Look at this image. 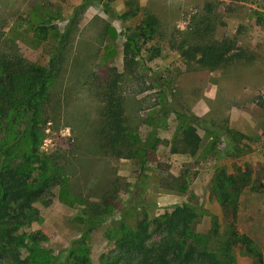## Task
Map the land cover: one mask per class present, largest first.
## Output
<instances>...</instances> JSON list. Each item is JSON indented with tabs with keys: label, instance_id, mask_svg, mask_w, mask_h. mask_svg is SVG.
<instances>
[{
	"label": "rangeland",
	"instance_id": "rangeland-1",
	"mask_svg": "<svg viewBox=\"0 0 264 264\" xmlns=\"http://www.w3.org/2000/svg\"><path fill=\"white\" fill-rule=\"evenodd\" d=\"M38 1L0 0V23L6 21L0 46L29 60L39 50L32 42L35 34L23 33L13 27V21L18 11ZM50 1L58 12L56 21L62 25V49L51 70L48 101L39 114L45 122L40 123L37 147L41 157L56 165L46 168L44 176L51 178L52 170L56 173L52 185L32 204L37 219L24 229L39 232L42 245L60 261L70 243L86 231L88 222L79 223L77 216L95 208L111 192L118 207L85 237L92 264L114 257L113 244L106 239L112 222L134 226L144 216L157 217L181 203H188L197 215V235L206 236L212 217L222 232L227 219L210 193V180L222 167L228 176L248 170L250 182L239 197L235 229L260 243L264 235V110L260 107L264 103V0H215L217 19L210 26V37L232 40L252 54L249 60L215 70L200 69L183 65L171 44L162 57L147 60L145 54L135 60L150 88L125 99L128 124L136 135V153L130 159L105 151L99 133L101 98L89 89L87 80L88 73L100 67L95 55L104 44L103 31L111 26L120 33L133 26L138 7H145L158 16L170 43H178L186 34L190 16L206 0H102L108 4L106 9L99 0ZM54 46L53 42L43 45L47 50ZM114 51L104 75L111 66L122 69L118 39ZM181 113L197 118L200 136L197 151L188 157L175 153L171 144ZM152 128L150 170L144 175L138 158ZM26 148L21 140L14 152L19 157ZM38 172L41 170L34 174ZM169 185L172 189L183 186L184 191L174 192ZM157 237L152 234L153 239ZM235 261L251 264L237 248ZM109 264L120 263L112 260Z\"/></svg>",
	"mask_w": 264,
	"mask_h": 264
},
{
	"label": "trees",
	"instance_id": "trees-1",
	"mask_svg": "<svg viewBox=\"0 0 264 264\" xmlns=\"http://www.w3.org/2000/svg\"><path fill=\"white\" fill-rule=\"evenodd\" d=\"M99 1L105 9L108 7ZM217 4L215 0L203 1L202 7L190 16L186 34L178 43H170L158 16L145 7H138V19L133 26L124 27L120 33L111 26L103 31L104 44L95 55L100 67H94L87 80L89 89L101 98L99 133L106 152L126 159L136 153V135L128 124L125 99L150 88L135 67L138 57L145 54L147 60L162 57L163 50L171 44L183 65L194 64L200 69L215 70L252 58V54H246L245 49L232 40L210 37V26L217 19L214 15ZM57 14L50 0H39L18 11L13 27L35 34L32 42L39 50L34 60L0 46V264H92L86 234L118 207L113 194L106 192L112 196H102L95 208L83 210L76 219L79 223L88 222L86 231L70 243L60 261L59 256L42 245L39 232L24 229L37 219L38 212L32 204L55 180L54 170L51 178L44 176L46 168L56 165L48 157L40 156L37 144L40 123L45 122L39 114L48 101L51 70L58 64L56 58L62 49L59 45L62 25L56 21ZM5 24L6 21L0 23V41ZM65 34L64 31L61 36ZM117 39L121 45L122 69L118 71L111 66L104 75V66L114 57ZM49 42L54 43L53 49H44L43 45ZM98 68L101 72H96ZM260 107L264 110V103H260ZM195 120L196 117L186 113L177 115V134L171 140L175 153L188 157L197 151L200 136ZM152 130L138 158L144 175L150 170L147 163L152 148L148 147V140L152 141ZM21 140L26 142L27 148L18 157L14 147ZM37 169L41 172L34 174ZM249 182L246 169L230 176L222 167L215 170L210 193L227 219V226L220 232L217 219L212 217L205 237L196 234L197 215L188 203L173 206L151 219L144 216L134 226L112 222L106 239L113 244L114 257L101 259L102 264L112 260L120 264H237L236 248L251 259V264H264V235L259 243L235 229L239 197ZM184 183L182 180L183 186ZM183 186L172 189L169 185V189L183 193ZM153 233L158 236L156 239L152 238Z\"/></svg>",
	"mask_w": 264,
	"mask_h": 264
}]
</instances>
